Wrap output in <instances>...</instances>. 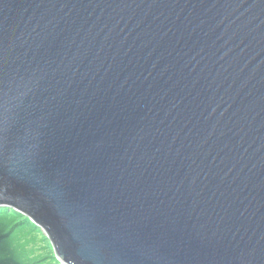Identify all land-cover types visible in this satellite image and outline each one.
Instances as JSON below:
<instances>
[{"label": "water", "instance_id": "water-1", "mask_svg": "<svg viewBox=\"0 0 264 264\" xmlns=\"http://www.w3.org/2000/svg\"><path fill=\"white\" fill-rule=\"evenodd\" d=\"M0 38V207L61 264L69 202L113 264H264V0H0Z\"/></svg>", "mask_w": 264, "mask_h": 264}, {"label": "snow or ice", "instance_id": "snow-or-ice-1", "mask_svg": "<svg viewBox=\"0 0 264 264\" xmlns=\"http://www.w3.org/2000/svg\"><path fill=\"white\" fill-rule=\"evenodd\" d=\"M3 40L0 38V58L3 55ZM15 125H6L2 116H0V176H2L5 170L9 167V157L16 151L17 139L14 136ZM12 156V155H11ZM15 163L22 169H25L28 173L32 174L33 183L42 187H47L51 190L52 194L56 196L62 202L67 201L66 194L57 192L55 185L57 181L39 171L38 162L36 161L32 153L19 152L15 157ZM69 218L75 222L85 225V227L76 233L73 239V246L76 250H86L91 255V260L87 264H113V261L105 254V250L111 245H107L105 250H101L98 247L102 237L95 228L94 219L90 214L84 212L81 207H77L73 203H68L66 209ZM12 233V224L9 218L0 215V262L5 257V247L11 246L13 250L19 252V247L15 244V237L12 236L9 240H3L4 236H10ZM76 252L77 264H86L85 260L79 255V251ZM24 264H32L30 261H25ZM48 264V262H46ZM59 264V262H55Z\"/></svg>", "mask_w": 264, "mask_h": 264}, {"label": "rangeland", "instance_id": "rangeland-1", "mask_svg": "<svg viewBox=\"0 0 264 264\" xmlns=\"http://www.w3.org/2000/svg\"><path fill=\"white\" fill-rule=\"evenodd\" d=\"M4 208V207H0ZM0 214L9 218L10 223L12 224V233L10 236H4L3 240H9L12 236L15 237V244L19 247V252L12 250V255H22L25 251V259L28 257V260L32 264H54V261L52 259H44L47 258V256H54L56 260L61 264V262L58 260L56 256V252L53 246V243L49 239L48 235L46 234L47 238L46 240L44 238L43 232L32 225L30 220H26L22 217H15L13 214V210L7 209L6 212H1ZM13 249V248H12ZM30 256L32 258H30ZM25 261H22V264H24Z\"/></svg>", "mask_w": 264, "mask_h": 264}, {"label": "trees", "instance_id": "trees-1", "mask_svg": "<svg viewBox=\"0 0 264 264\" xmlns=\"http://www.w3.org/2000/svg\"><path fill=\"white\" fill-rule=\"evenodd\" d=\"M7 209L13 210V214L15 217H22L26 220H30V222L32 223L33 226H35L36 228H39L40 230L42 229L39 225H37L29 216H27L26 214L20 212L19 210L15 209V208H9V207H4V208H0V211L2 212H6L7 213ZM1 215V214H0ZM28 223V222H27ZM43 232L44 238L46 240L49 241V239L47 238L44 230H41ZM12 247L11 246H6L5 247V257L4 260L2 262H0V264H22V261L28 260V257L25 259V251L23 252L22 255L18 256V255H12L11 251H12ZM30 258H32L30 256ZM52 259V261L57 262L56 258L54 256H47V258L44 257V259ZM60 264V263H59Z\"/></svg>", "mask_w": 264, "mask_h": 264}]
</instances>
